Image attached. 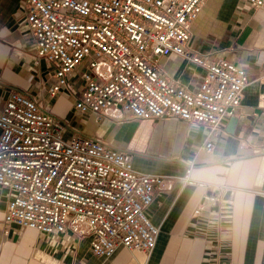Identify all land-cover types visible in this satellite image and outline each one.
Here are the masks:
<instances>
[{
    "label": "built area",
    "instance_id": "built-area-1",
    "mask_svg": "<svg viewBox=\"0 0 264 264\" xmlns=\"http://www.w3.org/2000/svg\"><path fill=\"white\" fill-rule=\"evenodd\" d=\"M205 1L26 0L25 23L37 57L58 66L51 94L72 78L80 84L77 113L99 123L176 117L206 125L211 137L241 108L250 77L242 65L210 60L192 48L191 28ZM240 1L264 11V0ZM172 54L205 70L196 90L154 66L157 57ZM0 131V187L10 194L8 228L89 238L92 253L103 259L122 247L151 256L160 227L149 208L176 178L141 172L127 151L94 138H67L64 122L16 90L0 114ZM213 147L208 139L203 148L211 152ZM189 174L179 179L191 184ZM205 199L210 206L230 203ZM207 206L194 216H202Z\"/></svg>",
    "mask_w": 264,
    "mask_h": 264
},
{
    "label": "crops",
    "instance_id": "crops-1",
    "mask_svg": "<svg viewBox=\"0 0 264 264\" xmlns=\"http://www.w3.org/2000/svg\"><path fill=\"white\" fill-rule=\"evenodd\" d=\"M25 2L0 0V114L9 93L19 91L64 122L67 138H94L127 151L137 170L176 180L171 190L156 194L149 208L160 227L151 256L122 247L108 259L94 256L89 238L70 232L45 236L8 228L4 215L10 194L0 187V264H264V11L240 0H206L192 25L195 51L240 64L250 77L237 114L209 137L206 125L176 117L99 123L76 112L71 118L80 88L70 82L51 94L58 66L37 57ZM154 66L191 91L205 74L175 54L157 57ZM208 139L211 152L203 148ZM188 171L191 184L179 179ZM206 195L230 203L210 206ZM201 205L208 206L195 217Z\"/></svg>",
    "mask_w": 264,
    "mask_h": 264
},
{
    "label": "rangeland",
    "instance_id": "rangeland-1",
    "mask_svg": "<svg viewBox=\"0 0 264 264\" xmlns=\"http://www.w3.org/2000/svg\"><path fill=\"white\" fill-rule=\"evenodd\" d=\"M74 82H75V79L72 78V80H71V84H73L75 87H76V86H80V84L77 85V84H74ZM80 83H81V82H80ZM75 115H77V113H76V111L73 109L72 112H71V116H70V117L73 118V116H75Z\"/></svg>",
    "mask_w": 264,
    "mask_h": 264
}]
</instances>
